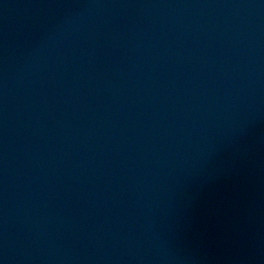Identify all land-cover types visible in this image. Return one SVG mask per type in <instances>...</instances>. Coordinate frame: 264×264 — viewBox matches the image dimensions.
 <instances>
[{
	"label": "water",
	"instance_id": "95a60500",
	"mask_svg": "<svg viewBox=\"0 0 264 264\" xmlns=\"http://www.w3.org/2000/svg\"><path fill=\"white\" fill-rule=\"evenodd\" d=\"M0 264H264V0H0Z\"/></svg>",
	"mask_w": 264,
	"mask_h": 264
}]
</instances>
